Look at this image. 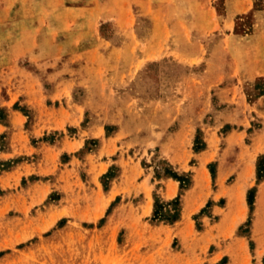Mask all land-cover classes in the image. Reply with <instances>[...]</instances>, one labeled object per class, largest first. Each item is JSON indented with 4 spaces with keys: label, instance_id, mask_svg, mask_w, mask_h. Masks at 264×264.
I'll use <instances>...</instances> for the list:
<instances>
[{
    "label": "rangeland",
    "instance_id": "obj_1",
    "mask_svg": "<svg viewBox=\"0 0 264 264\" xmlns=\"http://www.w3.org/2000/svg\"><path fill=\"white\" fill-rule=\"evenodd\" d=\"M263 157L264 0H0V264H264Z\"/></svg>",
    "mask_w": 264,
    "mask_h": 264
},
{
    "label": "trees",
    "instance_id": "obj_2",
    "mask_svg": "<svg viewBox=\"0 0 264 264\" xmlns=\"http://www.w3.org/2000/svg\"><path fill=\"white\" fill-rule=\"evenodd\" d=\"M203 145L199 144V140H196V150L202 149ZM165 174L178 180L181 183V189H186L190 183L186 177H181L177 173L170 169H167ZM115 177L113 173H108L104 178L111 179ZM264 179V157L261 159L258 165V180ZM105 189L108 190V184L105 182ZM255 201L254 191H251L248 197L250 207H253ZM181 218V202L180 197L176 198L173 202L163 205L159 201H156L154 210V220L168 222L174 224Z\"/></svg>",
    "mask_w": 264,
    "mask_h": 264
}]
</instances>
